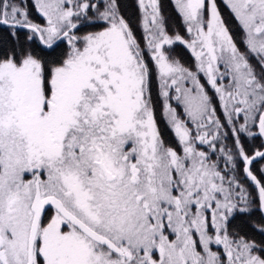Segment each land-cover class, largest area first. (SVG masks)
I'll return each mask as SVG.
<instances>
[{"label":"snow or ice","instance_id":"snow-or-ice-1","mask_svg":"<svg viewBox=\"0 0 264 264\" xmlns=\"http://www.w3.org/2000/svg\"><path fill=\"white\" fill-rule=\"evenodd\" d=\"M223 2L239 44L217 0H173L186 36L138 0L143 45L117 0H0V264H264L230 229L256 203L242 179L264 214L241 140L264 138V0Z\"/></svg>","mask_w":264,"mask_h":264},{"label":"trees","instance_id":"trees-1","mask_svg":"<svg viewBox=\"0 0 264 264\" xmlns=\"http://www.w3.org/2000/svg\"><path fill=\"white\" fill-rule=\"evenodd\" d=\"M161 1V0H160ZM118 7L120 10V15H122L130 24V26L134 30V34L137 39L142 43V30L140 27V18H139V7L136 0H117ZM218 9L221 12L222 19L225 21L226 26L229 28L231 34L234 36V39L239 44L241 39V31L238 27L237 22L234 17L230 14L229 9L225 6L223 0H217ZM162 14L165 16L166 29L168 32H175L172 30V27H182L180 30H183V22L179 18V14L175 10L173 0H162L161 6ZM95 29V28H94ZM93 28L82 29V31H90L94 30ZM242 46V45H240ZM172 55L177 56L180 61L189 67H192V57L190 52L186 47L182 46L180 43H176L170 49ZM149 63L151 61L149 60ZM152 101L156 104L154 106L155 118L157 120V126L162 133V136L167 140L166 142H173V137H171V133H169L167 122L165 117L162 114V109L160 107L161 103L157 105V101H159V89L157 86V82L153 79L152 83V92H151ZM166 129V131H165ZM167 133V135H166ZM171 137V138H170ZM243 146L248 155L252 154L255 150H262L264 148V138L255 139L251 144H247L246 140H243ZM264 164V160H259L257 158V162H254L250 167L252 168L254 174L260 178L261 174L258 169L260 166ZM243 163L239 164V170H241L242 174ZM242 176V175H241ZM243 181L248 185L247 190L250 194L251 198L256 202L255 205L252 206L251 215H243L238 216L236 219H233L230 224V229L233 231H240L242 234L246 233L249 239H255L258 243L264 241V235H261L259 232L254 231L251 224H264V214H262L257 205H258V192L255 189V186L248 181L247 179H243Z\"/></svg>","mask_w":264,"mask_h":264},{"label":"rangeland","instance_id":"rangeland-1","mask_svg":"<svg viewBox=\"0 0 264 264\" xmlns=\"http://www.w3.org/2000/svg\"><path fill=\"white\" fill-rule=\"evenodd\" d=\"M137 1V4H138V0H136ZM92 2L93 3H100L101 5H102V3H103V0H92ZM159 2H160V6H162V0L160 1L159 0ZM161 13H162V10H161ZM162 16H163V14H162ZM141 17V11H140V9H139V18ZM164 17V19H165V16H163ZM32 18L36 21V22H42V20H41V18L37 15V14H35V13H33V15H32ZM179 18L182 20V18L179 16ZM166 22V21H165ZM183 22V21H182ZM100 26H103L102 25V23H101V25ZM165 26H167L166 25V23H165ZM183 26V30H180V28H182V27H178V26H176V27H172V30H174L175 32H173V33H170L169 32V34H172V35H174V34H176V33H179L180 35H182V36H186V33H185V31H184V25H182ZM94 29V28H93ZM94 30H98V28H95ZM94 30H90V31H94ZM142 30V29H141ZM85 31H87V30H85ZM142 35H143V32H142ZM178 43V42H177ZM176 44V43H175ZM174 44V45H175ZM179 44V43H178ZM142 45H143V42H142ZM174 45H172L171 46V48L174 46ZM182 45V44H181ZM182 46H184V45H182ZM168 46H166V48H167ZM185 47V46H184ZM241 48H243V46H241ZM190 52V51H189ZM145 53H146V58H147V50H145ZM170 55L173 57V58H176V59H179V58H177V56H175V55H172V53H171V51H170ZM190 55H191V53H190ZM192 57V56H191ZM192 59H193V61H192V67H189V66H186V65H184L181 61V63L184 65V66H186V67H189V68H191V69H193L194 70V66H195V61H194V58L192 57ZM180 60V59H179ZM253 63H254V61H253ZM202 75V74H201ZM157 82V81H156ZM157 86H158V82H157ZM158 89H159V86H158ZM152 103H153V107L155 106V104H156V102L154 103L153 101H152ZM161 103V105H160V107H161V109H162V114H163V100H162V98L160 97L159 98V101H157V105L158 104H160ZM171 103L173 104V106L175 107L176 106V102L175 101H171ZM154 115H155V111H154ZM164 116V115H163ZM166 120V119H165ZM168 130H169V133H171V130L169 129V127H168ZM165 131H166V129H165ZM166 135H167V133H166ZM163 137V136H162ZM171 137H173V142H172V144H174L175 143V139H174V136H173V134L171 133ZM170 137V138H171ZM163 139L165 140V141H167L164 137H163ZM255 139H261L259 136H257V137H248L246 134H242L241 135V140H242V143H243V140H246V142H247V144H251ZM227 143H228V145H229V147H231L232 146V138H231V135L229 134V138H228V140L226 141ZM262 150H264V148H262ZM255 151H257V150H255ZM255 151L252 153V154H250V156L251 155H253L254 153H255ZM214 159H215V156L213 157ZM237 163H238V165L239 164H242V161H239L238 159H237ZM221 166H223V161H221ZM240 171V173H241V170H239ZM242 175V174H241ZM241 182L244 184V186L246 187V189H247V187H248V185L243 181V179L241 180Z\"/></svg>","mask_w":264,"mask_h":264}]
</instances>
